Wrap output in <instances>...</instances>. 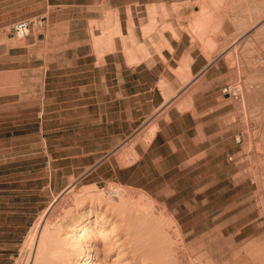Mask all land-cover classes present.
<instances>
[{
	"label": "rangeland",
	"instance_id": "obj_1",
	"mask_svg": "<svg viewBox=\"0 0 264 264\" xmlns=\"http://www.w3.org/2000/svg\"><path fill=\"white\" fill-rule=\"evenodd\" d=\"M42 15V27L15 34V22ZM171 43L174 74L158 62ZM190 49L212 64L184 88ZM125 73L133 91L158 84L166 100L176 97L144 104L149 116L133 126L108 122L117 118L109 94ZM155 91L144 95L159 104ZM192 93L212 116L207 140L198 133L196 147L178 150L153 140L159 129L174 136L168 108L187 112ZM111 184L131 190L150 216L129 226L113 211L108 238H83L98 256L110 249L101 264L119 252L121 264H142L132 245L146 240L164 247L151 256L165 264H264V0H0V264H31L42 215L57 220L76 208V194Z\"/></svg>",
	"mask_w": 264,
	"mask_h": 264
},
{
	"label": "bare ground",
	"instance_id": "obj_2",
	"mask_svg": "<svg viewBox=\"0 0 264 264\" xmlns=\"http://www.w3.org/2000/svg\"><path fill=\"white\" fill-rule=\"evenodd\" d=\"M75 183H76L75 180L72 181L69 187H67L65 191H68V192L73 191L75 187ZM92 188L90 189L85 188L86 195L84 194L83 197L82 196L78 197V194H76L77 195L76 198L74 197L76 208L73 209L71 207V208L65 209L64 211H62L63 213L60 216V218L58 217L59 219L55 220L56 218L52 219L51 217H48V213L46 212L37 221V223L32 229V232L29 238L32 249L34 247V258H32L31 264H101V263H104V261H106L107 255L110 252V249L106 248L104 256L102 257L98 256L94 253V251L97 250V246L95 245V243L93 241H87L90 243H85L82 239L85 238L86 236H89V238H92L94 240L95 236L98 234L97 231L99 232L107 231V233L105 234L106 235L105 237L108 238L111 235V232L110 230L103 228V226H105L108 223L106 222L105 217L107 215H110L113 211L114 212L116 211L117 215L120 216L122 220L128 219L129 223L126 221L128 224H130V221L132 220H134V223H135L136 220H139V219L141 220V219H144L150 216L149 215L150 210L145 205V203H143L142 200L136 199L135 195L131 192V190H128L126 187L120 184H116V185L111 184V189L109 188L110 191L108 193L98 192ZM97 205H99V207L103 205L105 207L103 208L104 210L99 211L98 209L96 211V208H98ZM94 211L97 212L95 216H93ZM101 213H103L102 216H101ZM117 219L114 223L118 221ZM101 223L103 225L99 227L98 224H101ZM131 224L129 226H131ZM142 225H145V227H147L146 222H144ZM97 228L99 230H97ZM169 241H171V239H169ZM151 242H152L151 240H146L145 242L137 241L133 243L132 249L134 253L137 256H139L141 259V262L140 260L138 262L142 264L144 263L145 264H165V261H162L161 259L157 258L158 256L156 257L157 259L155 258V261H153L154 257H152L151 255H157V254H152V252L160 249L161 247H159V245L151 247L150 246ZM109 243L111 244V242ZM115 243L116 242H113L112 244L114 245ZM173 243L167 244V246L165 247V249L167 250L170 249L171 253L172 251L173 252L175 251L173 250L174 248L173 245L176 242L174 244ZM122 245L123 244H118L117 246H122ZM84 246H87V247H84ZM105 246L107 245L105 244ZM161 249H164V247H162ZM29 251L31 253V250ZM120 259H124L121 252H119L117 256L113 258L112 263L121 264L122 262L120 261ZM128 264H130V262Z\"/></svg>",
	"mask_w": 264,
	"mask_h": 264
},
{
	"label": "crops",
	"instance_id": "obj_3",
	"mask_svg": "<svg viewBox=\"0 0 264 264\" xmlns=\"http://www.w3.org/2000/svg\"><path fill=\"white\" fill-rule=\"evenodd\" d=\"M171 49L167 48L163 50V56L166 60L164 59H159L158 62H162L164 65L165 70H169L168 73L171 74L172 72L174 74V71L172 69H178L179 65L177 64L176 66H173L172 61H175L178 63V59L175 58V53L177 52V47L171 43L170 44ZM189 54L188 56L190 57V62L188 65V70L192 74V79L183 86L184 88H187V85L191 86L192 83L197 82L199 79L203 78L204 76L206 77V74L209 71V68L212 64V60H209L207 57H205V61L201 62L200 61V56L198 54H195L194 49H190L187 51ZM168 61V63H167ZM125 70V69H124ZM127 75L125 73V76L122 77V79L118 80V83L115 85V93H110L109 94V107L113 108L115 111L113 115L117 116L116 119H113L112 121L108 122H113V123H126L129 122L130 125L133 126V122H139L141 121L144 117L149 116V114H141L139 111L141 107L146 104L149 109L155 108L158 106L160 107H166V103L169 101H173V99L176 96H172L169 98V100H166L165 97L163 96L162 89L158 86L152 88L150 87L149 89H144V88H138L133 91L132 89V83L130 81H127ZM160 77H164V79L168 80L169 83H174L171 81L168 76L165 73H161ZM159 80H161L159 78ZM163 81V79H162ZM175 81V80H174ZM175 85V84H174ZM181 87L177 89V91L183 90L184 88ZM144 89V90H143ZM157 91V93L162 97V101L157 104L152 96H146L144 93L146 92H151L152 90ZM155 91V92H156ZM196 93H192L191 96V109H188L187 112L182 111L181 114L176 113V109L174 107L168 108V117L170 118L168 124H167V129L168 130H173L175 131L173 133L174 136L172 137H166L165 134L161 129L155 134L153 140H162L165 142H172V145L174 146L175 150L183 149L184 143L185 142H190L192 146L197 145V138H198V133H203L206 140V132H207V126H209L212 123V116L207 111L208 108H200L197 105V99L195 98ZM142 98L145 100V103L142 101ZM134 113L136 116H134ZM149 113V112H148ZM108 114V112H102L101 115ZM176 116V120L173 122L171 119L172 115ZM210 116V118H209ZM208 118V119H207ZM210 131H212V127H210ZM131 130V127H128L124 129L122 132L124 135L128 133ZM162 132V133H161ZM212 135H210L211 137ZM182 141L183 144H180V146L177 144L176 141ZM193 142V143H192Z\"/></svg>",
	"mask_w": 264,
	"mask_h": 264
},
{
	"label": "built area",
	"instance_id": "obj_4",
	"mask_svg": "<svg viewBox=\"0 0 264 264\" xmlns=\"http://www.w3.org/2000/svg\"><path fill=\"white\" fill-rule=\"evenodd\" d=\"M45 22V15L35 17L32 19H21L13 24V30L19 38H26L29 36L33 29H38L43 26ZM229 90V91H228ZM237 93L238 89L232 90L231 88L225 89V92Z\"/></svg>",
	"mask_w": 264,
	"mask_h": 264
}]
</instances>
